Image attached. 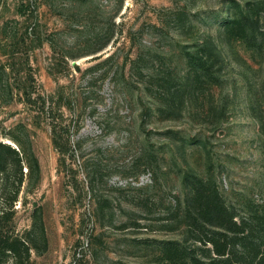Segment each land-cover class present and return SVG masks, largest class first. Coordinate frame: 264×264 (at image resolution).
Masks as SVG:
<instances>
[{"label":"rangeland","instance_id":"374dc122","mask_svg":"<svg viewBox=\"0 0 264 264\" xmlns=\"http://www.w3.org/2000/svg\"><path fill=\"white\" fill-rule=\"evenodd\" d=\"M235 4L258 46L225 29ZM32 88L45 109L25 101ZM0 141L39 162L4 234L32 264H214L185 179L212 181L238 219L264 216V0H0ZM13 190L0 179V197ZM240 240L230 264L249 259Z\"/></svg>","mask_w":264,"mask_h":264},{"label":"trees","instance_id":"16d2710c","mask_svg":"<svg viewBox=\"0 0 264 264\" xmlns=\"http://www.w3.org/2000/svg\"><path fill=\"white\" fill-rule=\"evenodd\" d=\"M233 7L235 8L234 17L226 22L225 29L248 46H258L260 38L251 14L245 12L237 4ZM187 63L190 74L195 79H202L204 75H209L205 70L203 57L188 54ZM23 93L25 101L31 107L39 109L47 107L46 98L36 89H25ZM54 120L51 122L53 143L60 153H64V145L69 143V138L63 123ZM24 167L28 168L31 175L40 170L39 162L33 154L24 155L20 150L0 141V179L10 182L14 187L10 198L0 197V257L6 254L12 255V264H32L31 247L28 242L19 236L4 235L5 223L12 221L16 213L14 204L19 200L26 179ZM185 181L191 186V204L186 215L200 234L205 235L206 239L201 238L200 242L204 246L212 245V248L206 247V249L210 251V255L215 254L214 264L231 263L228 243L238 236L242 239L240 244H237L241 252L247 256L249 254L246 264H264V244H262L264 242V216L258 213L247 214L238 219L239 214L234 209L228 208L212 181H204L196 176L188 177ZM35 217L39 219L37 213H35ZM208 227H213V230H209ZM168 244L165 247V254L171 263H176V257H179L184 249L174 247L175 243L173 242ZM189 257L196 262L197 259L194 256L190 255Z\"/></svg>","mask_w":264,"mask_h":264}]
</instances>
